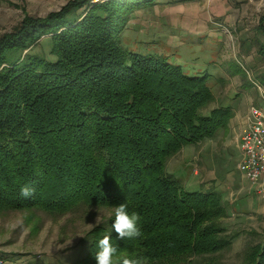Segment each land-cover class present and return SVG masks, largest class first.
Masks as SVG:
<instances>
[{
    "label": "trees",
    "instance_id": "obj_1",
    "mask_svg": "<svg viewBox=\"0 0 264 264\" xmlns=\"http://www.w3.org/2000/svg\"><path fill=\"white\" fill-rule=\"evenodd\" d=\"M160 1L68 0L0 36V209L124 203L140 217L138 237L120 239L114 216L86 232L87 260L109 233L118 253L142 264H204L235 238L214 187L188 190L166 172L184 145L225 127L231 108L203 111L214 99L207 74L121 43L130 15ZM259 29L264 56V14ZM42 37L48 56L31 51ZM249 258L264 264V239Z\"/></svg>",
    "mask_w": 264,
    "mask_h": 264
},
{
    "label": "rangeland",
    "instance_id": "obj_2",
    "mask_svg": "<svg viewBox=\"0 0 264 264\" xmlns=\"http://www.w3.org/2000/svg\"><path fill=\"white\" fill-rule=\"evenodd\" d=\"M67 1L0 0V36L13 31L25 14L45 16ZM263 14L264 0H163L136 10L120 31L130 50L161 54L189 74H207L214 99L203 111L231 108L225 127L184 145L166 163V172L183 188L203 184L221 195L226 211L221 221L235 238L204 264H250L252 248L264 239V201L237 168L248 108L264 105ZM31 51L48 56V37ZM113 209L84 204L64 214L0 209V257L6 264H96L84 259L89 250L82 238L98 225L99 213L102 224Z\"/></svg>",
    "mask_w": 264,
    "mask_h": 264
},
{
    "label": "built area",
    "instance_id": "obj_3",
    "mask_svg": "<svg viewBox=\"0 0 264 264\" xmlns=\"http://www.w3.org/2000/svg\"><path fill=\"white\" fill-rule=\"evenodd\" d=\"M240 156L238 170L264 201V105L248 108L247 121L240 133ZM0 264H6L2 257Z\"/></svg>",
    "mask_w": 264,
    "mask_h": 264
},
{
    "label": "clouds",
    "instance_id": "obj_4",
    "mask_svg": "<svg viewBox=\"0 0 264 264\" xmlns=\"http://www.w3.org/2000/svg\"><path fill=\"white\" fill-rule=\"evenodd\" d=\"M33 189L29 185L21 187V196L27 198L32 195ZM99 213V212H98ZM114 216L111 229H114L120 239L133 238L141 235L138 227L140 217L137 213H129L124 203L115 206L109 214ZM102 222V214L96 217L95 224ZM111 235H105L98 241V251L95 252L96 264H142L139 258H130L127 255L118 253L116 247L111 243Z\"/></svg>",
    "mask_w": 264,
    "mask_h": 264
},
{
    "label": "crops",
    "instance_id": "obj_5",
    "mask_svg": "<svg viewBox=\"0 0 264 264\" xmlns=\"http://www.w3.org/2000/svg\"><path fill=\"white\" fill-rule=\"evenodd\" d=\"M245 127V126H244ZM255 190V189H254Z\"/></svg>",
    "mask_w": 264,
    "mask_h": 264
}]
</instances>
